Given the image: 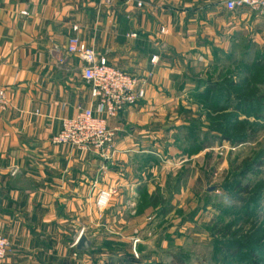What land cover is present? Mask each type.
<instances>
[{
	"label": "crops",
	"instance_id": "crops-1",
	"mask_svg": "<svg viewBox=\"0 0 264 264\" xmlns=\"http://www.w3.org/2000/svg\"><path fill=\"white\" fill-rule=\"evenodd\" d=\"M142 1L138 8L124 0L108 6L100 0H0V87L9 100L0 113V234L12 250L3 264H68L66 219L78 218L76 204L89 201L104 166L92 149L51 144L62 120L92 102L81 61L65 51L69 37L147 81L145 98L108 120L118 128V145L133 144L129 127L164 104V90L176 89L191 62L214 51L230 54V42L239 37L250 38L259 52L264 45V19L246 7L229 11L224 0Z\"/></svg>",
	"mask_w": 264,
	"mask_h": 264
},
{
	"label": "rangeland",
	"instance_id": "rangeland-1",
	"mask_svg": "<svg viewBox=\"0 0 264 264\" xmlns=\"http://www.w3.org/2000/svg\"><path fill=\"white\" fill-rule=\"evenodd\" d=\"M249 39L191 62L164 104L129 127L133 144L118 145L117 127L102 149L63 144L104 164L66 219L68 264H264V45ZM80 235L87 250L75 247ZM0 236L3 264L12 250Z\"/></svg>",
	"mask_w": 264,
	"mask_h": 264
},
{
	"label": "built area",
	"instance_id": "built-area-1",
	"mask_svg": "<svg viewBox=\"0 0 264 264\" xmlns=\"http://www.w3.org/2000/svg\"><path fill=\"white\" fill-rule=\"evenodd\" d=\"M114 0H100L103 5H111ZM126 3H135L138 8L143 7L142 0H124ZM224 7L233 11L246 7L255 14L264 16V0H224ZM72 29L76 31L77 26ZM160 33H166L164 27ZM134 38L136 33L127 34ZM65 51L78 58L82 63L81 77L89 88L90 97L97 104V111L101 110L104 118L95 114L93 107H78L71 118L63 119L61 128L52 137L51 142L57 145L71 144L79 147L102 149L105 145L114 144L115 127L106 124L105 119L116 118L127 107L137 104L145 97L146 79L138 78L111 65L105 55L98 53L92 46H87L76 35L67 40ZM59 62L63 59L59 58ZM158 61L156 55L151 57L154 64ZM9 107V100L4 88L0 87V113ZM108 193L101 191L98 202L105 205ZM9 243L0 236V259L4 258Z\"/></svg>",
	"mask_w": 264,
	"mask_h": 264
},
{
	"label": "water",
	"instance_id": "water-1",
	"mask_svg": "<svg viewBox=\"0 0 264 264\" xmlns=\"http://www.w3.org/2000/svg\"><path fill=\"white\" fill-rule=\"evenodd\" d=\"M90 246V240L85 235H80L76 241V249L78 251L87 250Z\"/></svg>",
	"mask_w": 264,
	"mask_h": 264
},
{
	"label": "trees",
	"instance_id": "trees-1",
	"mask_svg": "<svg viewBox=\"0 0 264 264\" xmlns=\"http://www.w3.org/2000/svg\"><path fill=\"white\" fill-rule=\"evenodd\" d=\"M239 106V105H238Z\"/></svg>",
	"mask_w": 264,
	"mask_h": 264
}]
</instances>
